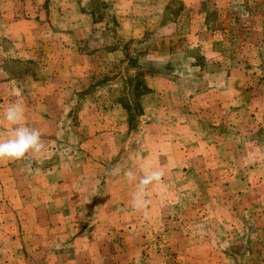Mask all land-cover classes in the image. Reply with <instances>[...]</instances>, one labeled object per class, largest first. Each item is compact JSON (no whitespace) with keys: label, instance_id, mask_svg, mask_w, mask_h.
<instances>
[{"label":"rangeland","instance_id":"obj_1","mask_svg":"<svg viewBox=\"0 0 264 264\" xmlns=\"http://www.w3.org/2000/svg\"><path fill=\"white\" fill-rule=\"evenodd\" d=\"M17 101L0 264H264V0H0Z\"/></svg>","mask_w":264,"mask_h":264},{"label":"clouds","instance_id":"obj_2","mask_svg":"<svg viewBox=\"0 0 264 264\" xmlns=\"http://www.w3.org/2000/svg\"><path fill=\"white\" fill-rule=\"evenodd\" d=\"M2 116L13 125V128L6 139L0 138V159L21 160L28 153H40L45 148V141L42 139L40 130L21 123L24 117V107L19 101L9 104L4 109ZM162 175L161 171H152L139 179L136 191L132 194V207L134 209H146L147 201L144 197L147 186L154 181H159ZM125 176L129 181L136 180L131 169L125 172Z\"/></svg>","mask_w":264,"mask_h":264}]
</instances>
